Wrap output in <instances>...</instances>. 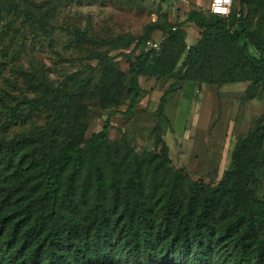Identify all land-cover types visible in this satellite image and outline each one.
Instances as JSON below:
<instances>
[{
  "label": "trees",
  "instance_id": "1",
  "mask_svg": "<svg viewBox=\"0 0 264 264\" xmlns=\"http://www.w3.org/2000/svg\"><path fill=\"white\" fill-rule=\"evenodd\" d=\"M248 6L249 0H232L227 17L187 13L186 22L200 35L159 99L158 120L184 81L222 86L250 80L249 89H264V37L249 31ZM1 12L33 30L43 24L15 0H0ZM154 29L167 32L169 49L182 44V52L183 34L170 24H153L137 39L101 42L114 50L132 48L118 56L137 54L128 71L125 116L134 113L142 94L138 76L164 78L178 60L165 50L151 57L146 44ZM238 41L234 54L224 53L225 45ZM96 56L104 66L115 58ZM8 60V50L1 49L0 74ZM72 83L68 77L44 97L0 96V264H264V201L250 189L264 167V113L236 142L221 181L207 185L172 166L159 132V156L139 155L124 141L110 151L107 121L87 136L90 115L81 101L86 84L71 89ZM105 100L101 96L100 107L117 106ZM40 108L49 112L44 126L2 135L7 127L30 124Z\"/></svg>",
  "mask_w": 264,
  "mask_h": 264
},
{
  "label": "rangeland",
  "instance_id": "2",
  "mask_svg": "<svg viewBox=\"0 0 264 264\" xmlns=\"http://www.w3.org/2000/svg\"><path fill=\"white\" fill-rule=\"evenodd\" d=\"M199 1L203 16L211 15V0ZM15 2L36 20L42 19L43 24L36 23L33 30L22 20L1 12L0 50H8L9 60L0 74V96L21 93L30 98L44 97L46 89L59 87L68 77H73L71 89H78L84 81L86 88L81 101L90 115L87 136L101 131L107 121L108 141L112 144L110 151L124 141L139 155L151 153L159 156V147L155 144L159 132L168 147L173 167L203 184L216 185L221 181L230 169L236 142L246 136L264 113V89L256 92L249 89L250 80L222 86L184 81L179 83L178 92L169 96L163 118L157 119L160 97L174 82V75L188 49L200 35L194 24L185 25L186 5L179 0ZM246 13L249 31L264 37V0H249ZM156 23L170 24L172 31L173 27L180 29L184 48L181 53L178 47L182 44L169 49L167 32L157 29L150 32L146 48L151 57H157L165 50L177 53L178 60L169 76L161 79L138 76L142 94L134 113L125 116L130 96L128 71L137 54L129 58L118 56L120 51L128 53L132 48L114 50L112 46H102L101 42L117 37L137 39ZM235 30H238L236 25L232 28ZM241 45V41L229 43L223 48L224 53L234 54ZM249 50L253 56L259 57V52L250 45ZM96 55L115 58L109 66H104L102 57ZM252 93L254 98L245 101V95L249 97ZM101 96L104 100L106 98V103L114 102L117 106L100 107ZM48 115L47 109L40 108L32 113L30 124L7 127L1 133L9 138L12 134L44 126ZM157 122L158 129L155 127ZM250 189L254 198L264 201V167L257 173L256 183Z\"/></svg>",
  "mask_w": 264,
  "mask_h": 264
},
{
  "label": "built area",
  "instance_id": "3",
  "mask_svg": "<svg viewBox=\"0 0 264 264\" xmlns=\"http://www.w3.org/2000/svg\"><path fill=\"white\" fill-rule=\"evenodd\" d=\"M231 6L232 0H211L210 13L219 17H227ZM153 47H156V44H153Z\"/></svg>",
  "mask_w": 264,
  "mask_h": 264
},
{
  "label": "crops",
  "instance_id": "4",
  "mask_svg": "<svg viewBox=\"0 0 264 264\" xmlns=\"http://www.w3.org/2000/svg\"><path fill=\"white\" fill-rule=\"evenodd\" d=\"M179 1L183 4V6L186 5V13H188L190 10H196L200 12V8L198 6H200L201 2L199 0H179ZM185 21H186V18H185ZM188 24H191V23L185 22V25H188Z\"/></svg>",
  "mask_w": 264,
  "mask_h": 264
}]
</instances>
